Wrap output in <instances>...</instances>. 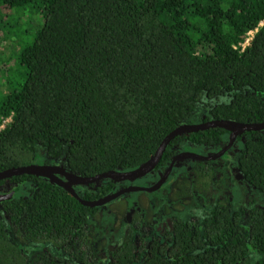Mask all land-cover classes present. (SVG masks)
I'll list each match as a JSON object with an SVG mask.
<instances>
[{
    "label": "trees",
    "instance_id": "obj_1",
    "mask_svg": "<svg viewBox=\"0 0 264 264\" xmlns=\"http://www.w3.org/2000/svg\"><path fill=\"white\" fill-rule=\"evenodd\" d=\"M2 11L13 23L0 29V125L9 119L0 173L52 164L84 178L130 172L182 125L264 124V0H0ZM27 11L34 29L18 21ZM229 138L222 129L176 137L160 165L181 141L217 148ZM237 141L240 174L264 193V131ZM6 186L0 264H101L87 233L97 208L42 178ZM78 192L94 201L113 185ZM243 214L217 206L197 222L175 220L160 239L137 226L107 264H264V209L247 223ZM34 243L45 249L31 257Z\"/></svg>",
    "mask_w": 264,
    "mask_h": 264
},
{
    "label": "flooded vegetation",
    "instance_id": "obj_2",
    "mask_svg": "<svg viewBox=\"0 0 264 264\" xmlns=\"http://www.w3.org/2000/svg\"><path fill=\"white\" fill-rule=\"evenodd\" d=\"M209 121H211V120H209ZM199 124H201V123H199ZM245 134L246 133L236 137L232 147L220 158H214V157L216 154H218L221 151L222 148H224L229 143L230 138H229L227 143L222 144L217 148H213V147L205 148V147L189 144L191 147L194 146V147L200 149L201 155L196 154V156H199V157L203 158L204 160H199V159H195V158H190L193 161L188 160V158L179 159L175 162V164L173 165V167H172L170 173L168 174L166 180L158 189H156L153 192L141 191V192H134V193H154V192L160 190L166 184V182H168V180L172 176H174V183L172 186V190H173V188H175V192H174L175 197L184 198L183 199L184 202L187 203L188 201H186L185 198L188 197V194L190 193V189L193 190V193H196V194L199 193L202 195L207 193V191L209 189V186H208L209 184L212 185L216 190L220 189L222 186V183L225 180V177H224V175H219V176L215 175L214 176L213 170L216 168L226 170L227 172H230V175L227 173L229 176V181L230 180L237 181V183L234 184V186L237 187L236 198H232L229 194L226 195V193L223 194L214 203H210L213 207L210 210H208V212H206V214L204 216L211 213L214 210V208L217 206L229 205L235 211H243L244 212L243 218H244L245 223H247L249 211H251L253 209H264V205L262 204V202H254L253 201V199H254L253 196L258 195L259 197H264V193L257 191L256 189L252 188L248 183H246V181L244 180V178L240 174L238 167H237V159H238V157L241 153V150H242V148H241L242 145L240 142L237 141V139L239 137L244 136ZM230 137H231V134H230ZM187 145H188V143L185 141L179 142L178 145L175 147V151L177 154L175 155V157L173 159H175L177 156L181 155L182 153H190V152L183 151V148L186 147ZM173 159H172V161H173ZM184 160H188V161L184 162ZM226 161H228V162L224 163L225 168H223V166L218 164V163L221 164L222 162H226ZM160 162H161V160H160ZM160 162L149 174H147L143 178L138 179V181H140V183H141L139 185L138 184L134 185V183H136L137 180L133 181V182H130V181L127 182L126 181V182H121V183H114L111 180H106V181H101L97 184L89 185L86 187H74V190L77 193V195L79 196V192H78L79 188H81L83 190L86 189L89 191H93L97 187L99 188L101 186L106 185L107 181H111V183L113 185V192H111L110 194L116 193V192L121 191V190L128 188V187H138V188H143V189L144 188H146V189L152 188L165 175L169 165L171 164V162H170L168 164V166H166L164 168L160 165ZM183 164H187L188 166L186 168H184ZM57 166H61V165H57ZM174 170H176V171H174ZM196 174H197V177H199V178L195 177ZM211 182H213V184H211ZM6 187H3L0 190V193L3 192L2 190H6ZM110 194H108V195H110ZM128 194H131V193H128ZM128 194H124L121 197L117 198L114 201H111L110 203H108L106 205L107 206H109V205L114 206L115 203L122 202L123 201V200H121L122 197L125 195H128ZM238 194H240V196L243 198V201H242V199L239 201L244 202V206H236L234 204V200L235 199L238 200V198H237ZM100 199L101 198L96 199L94 201H97ZM89 202H93V201H89ZM124 204H125V202L120 204V205H124ZM106 205L101 206V207H95V208H97V211L93 215V217L91 218L90 225H89L88 231H87L88 241H89L90 247L97 254L98 258L101 261V264H107L110 255L112 253H114L115 251H117L134 234V229L137 226H140L142 228L141 229L142 234L143 235L146 234L148 239L149 238H152V239L153 238H159L160 239L165 234L170 232V230L172 228V224L175 220L182 221L179 218H175V217L170 218V217L166 216V220H164V222L157 228L156 231H154V233H151L150 232V224H148V222L152 220V215L147 217V220H141V221H139L138 218L136 217V219L133 220V222L131 223L130 227L126 231L123 230L122 234L118 236V234H119L118 231L120 230L119 219H118L116 226H111L113 223L108 224L107 219L105 217V214L107 215V212L104 213L105 210L100 212L101 208L105 207ZM115 210L118 213H123V211L119 210L117 207H115ZM148 213L149 212H147V214ZM167 213H168V211H167ZM182 222H184V221H182ZM191 222H197V219L193 218V219H191ZM184 223H190V222H184ZM17 239L19 241H23L19 235L17 236ZM32 245H40L42 247V249L40 251L36 250V249H32V248L30 249V246H32ZM26 249L29 252L30 256L33 257L37 254H41V252L43 251V249H45V247H43L41 244L34 243V244H30V245L27 244Z\"/></svg>",
    "mask_w": 264,
    "mask_h": 264
},
{
    "label": "rangeland",
    "instance_id": "obj_3",
    "mask_svg": "<svg viewBox=\"0 0 264 264\" xmlns=\"http://www.w3.org/2000/svg\"><path fill=\"white\" fill-rule=\"evenodd\" d=\"M21 14V13H20ZM27 11V13L23 14L22 17H19V23L22 27H28L29 29H34L37 27V24L35 23L36 16L34 13ZM13 22L11 19L7 18L6 12L2 11V14H0V29L1 27L5 24L11 25ZM263 24V23H262ZM260 24V26H262ZM5 31L8 30V28L5 27ZM255 31L250 32L248 34V39L245 41V43L242 45V47H245L248 45L249 40L252 38L254 35ZM4 32L1 33L0 30V37L3 40ZM11 38L10 40L12 41L13 35H9ZM8 41V40H7ZM7 49L5 43L2 44V49ZM9 123V120L5 123V125ZM183 151L185 152H190L191 154L194 155H201L200 149L190 146L189 144L183 148ZM188 160L193 161L192 159L188 158ZM188 160H184V162H187ZM183 162V163H184ZM226 162H222L221 164L218 163L219 165L223 166L225 168ZM188 165L183 164V167L186 168ZM228 166V165H227ZM176 171V170H174ZM230 172H227L226 170L222 169H214L213 174L214 176H219V175H224L225 180L222 183V186L220 189L216 190L212 185H208L209 189L207 193L204 195L202 194H196L193 193V190L190 189V193L188 194V197L185 198L187 203L184 202V198H178L175 197V188L172 190V186L174 183V176H172L168 182L158 191L154 193H131L128 195H125L122 197L121 200L122 202L115 203L114 206H105L101 208L100 212L105 210L104 213L107 212V215L105 214V217L107 219V223L111 224V226H116L118 219L120 221V230L118 231V236L122 234L123 230H127L133 220L138 218L139 221L141 220H147V217L152 215V220L148 222L150 224V232L154 233V231L157 230V228L166 220V216L170 218H179L180 220L184 222H191V219H197L200 220L208 210H210L213 206L210 203H214L220 196L226 193L229 194L232 198H236V189L237 187L234 186L237 181L235 180H230L229 181V176ZM197 177V174L196 176ZM199 178V177H197ZM215 183V182H214ZM139 185L141 184L140 181L137 180L134 185ZM213 184V182H211ZM9 186L6 187V190L8 191ZM254 202H262L264 205V197H259L258 195L253 196ZM237 199L234 200V204L236 206H244L243 198L240 196V194L237 195ZM242 201H239L241 200ZM202 201V202H201ZM124 205H120L124 203ZM240 203V204H239ZM210 204V205H209ZM239 204V205H238ZM172 205V206H171ZM115 207H117L119 210H122L123 213H118L115 210ZM168 211V213H167ZM147 212H149L147 214ZM117 219V220H116ZM116 220V221H115ZM36 249V250H41L42 247L40 245H32L30 246V249Z\"/></svg>",
    "mask_w": 264,
    "mask_h": 264
},
{
    "label": "water",
    "instance_id": "obj_4",
    "mask_svg": "<svg viewBox=\"0 0 264 264\" xmlns=\"http://www.w3.org/2000/svg\"><path fill=\"white\" fill-rule=\"evenodd\" d=\"M208 129H222L231 134L229 143L221 149V151L215 155L214 158H220L223 156L233 145L236 137L252 132V131H264V124H240L230 121H215L211 120L205 123L196 124V125H182L176 128L173 132H171L160 144L156 153L143 165L139 166L133 171L130 172H107L101 175H97L90 178L80 177L71 173L64 166L57 165H30L26 167L14 168L0 173V182L6 179H10L12 177L28 175L33 176L35 178H42L49 180L55 183L57 186L64 189L71 197L76 199L81 205L86 207H101L104 206L111 201L116 200L124 194L134 193V192H153L158 189L166 180L168 174L170 173L173 165L179 159L184 158H195L199 160H204L203 158L196 156L191 153H182L177 156L171 164L169 165L165 175L160 179V181L152 188H138V187H128L116 193L107 195L100 200L89 202L81 199L74 190V187H86L89 185L97 184L101 181L111 180L114 183L121 182H133L140 178L145 177L149 174L160 162L161 157L166 149L167 145L176 137H180L183 135H187L190 133H196L199 131H205ZM5 195L0 196V202L5 199Z\"/></svg>",
    "mask_w": 264,
    "mask_h": 264
},
{
    "label": "built area",
    "instance_id": "obj_5",
    "mask_svg": "<svg viewBox=\"0 0 264 264\" xmlns=\"http://www.w3.org/2000/svg\"><path fill=\"white\" fill-rule=\"evenodd\" d=\"M8 120H9V119L4 120V121L2 122V124L0 125V130H2V129L4 128L5 123H6Z\"/></svg>",
    "mask_w": 264,
    "mask_h": 264
}]
</instances>
